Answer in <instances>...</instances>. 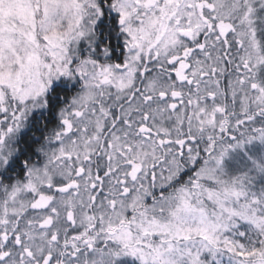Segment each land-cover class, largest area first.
I'll return each mask as SVG.
<instances>
[{
  "label": "snow or ice",
  "instance_id": "6c2138e0",
  "mask_svg": "<svg viewBox=\"0 0 264 264\" xmlns=\"http://www.w3.org/2000/svg\"><path fill=\"white\" fill-rule=\"evenodd\" d=\"M0 264H264V0H0Z\"/></svg>",
  "mask_w": 264,
  "mask_h": 264
},
{
  "label": "trees",
  "instance_id": "16d2710c",
  "mask_svg": "<svg viewBox=\"0 0 264 264\" xmlns=\"http://www.w3.org/2000/svg\"><path fill=\"white\" fill-rule=\"evenodd\" d=\"M229 165L231 166V162L229 161Z\"/></svg>",
  "mask_w": 264,
  "mask_h": 264
},
{
  "label": "rangeland",
  "instance_id": "374dc122",
  "mask_svg": "<svg viewBox=\"0 0 264 264\" xmlns=\"http://www.w3.org/2000/svg\"><path fill=\"white\" fill-rule=\"evenodd\" d=\"M230 166V165H229Z\"/></svg>",
  "mask_w": 264,
  "mask_h": 264
}]
</instances>
